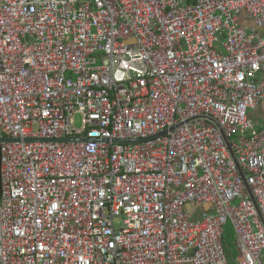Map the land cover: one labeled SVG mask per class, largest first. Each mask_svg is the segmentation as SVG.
Returning a JSON list of instances; mask_svg holds the SVG:
<instances>
[{
    "label": "built area",
    "instance_id": "1",
    "mask_svg": "<svg viewBox=\"0 0 264 264\" xmlns=\"http://www.w3.org/2000/svg\"><path fill=\"white\" fill-rule=\"evenodd\" d=\"M263 101L264 0H0V264H264Z\"/></svg>",
    "mask_w": 264,
    "mask_h": 264
},
{
    "label": "rangeland",
    "instance_id": "2",
    "mask_svg": "<svg viewBox=\"0 0 264 264\" xmlns=\"http://www.w3.org/2000/svg\"><path fill=\"white\" fill-rule=\"evenodd\" d=\"M75 125L77 127L80 126L79 117L75 118ZM260 127V126H258ZM225 239L229 245V253L233 255H237V251L235 250V229L231 222H228L225 226Z\"/></svg>",
    "mask_w": 264,
    "mask_h": 264
},
{
    "label": "water",
    "instance_id": "3",
    "mask_svg": "<svg viewBox=\"0 0 264 264\" xmlns=\"http://www.w3.org/2000/svg\"><path fill=\"white\" fill-rule=\"evenodd\" d=\"M35 141H39V140H33V139H26L25 142H35ZM71 142V141H86V139H74V138H64V139H60V140H43V142ZM139 141H144L142 139L140 140H134L132 141V143H136ZM0 142H18V140L12 139V138H4V139H0ZM116 143H130L131 141H126V140H116Z\"/></svg>",
    "mask_w": 264,
    "mask_h": 264
},
{
    "label": "crops",
    "instance_id": "4",
    "mask_svg": "<svg viewBox=\"0 0 264 264\" xmlns=\"http://www.w3.org/2000/svg\"><path fill=\"white\" fill-rule=\"evenodd\" d=\"M250 118L260 127L264 126V101L250 112Z\"/></svg>",
    "mask_w": 264,
    "mask_h": 264
},
{
    "label": "trees",
    "instance_id": "5",
    "mask_svg": "<svg viewBox=\"0 0 264 264\" xmlns=\"http://www.w3.org/2000/svg\"><path fill=\"white\" fill-rule=\"evenodd\" d=\"M226 240V239H225Z\"/></svg>",
    "mask_w": 264,
    "mask_h": 264
}]
</instances>
